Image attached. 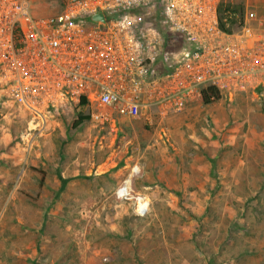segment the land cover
<instances>
[{"label":"rangeland","instance_id":"rangeland-1","mask_svg":"<svg viewBox=\"0 0 264 264\" xmlns=\"http://www.w3.org/2000/svg\"><path fill=\"white\" fill-rule=\"evenodd\" d=\"M32 3L47 15L63 0ZM85 111L49 125L28 158L0 157V264H264V89L74 126ZM27 117L5 114L7 153L25 152ZM134 163L145 217L115 195Z\"/></svg>","mask_w":264,"mask_h":264},{"label":"built area","instance_id":"built-area-1","mask_svg":"<svg viewBox=\"0 0 264 264\" xmlns=\"http://www.w3.org/2000/svg\"><path fill=\"white\" fill-rule=\"evenodd\" d=\"M32 1L0 0V106L27 114V153L75 108L116 125L183 111L209 87L264 89V0H63L47 15ZM140 175L131 165L115 195L145 217Z\"/></svg>","mask_w":264,"mask_h":264},{"label":"crops","instance_id":"crops-1","mask_svg":"<svg viewBox=\"0 0 264 264\" xmlns=\"http://www.w3.org/2000/svg\"><path fill=\"white\" fill-rule=\"evenodd\" d=\"M4 110H7L9 112L10 109H7L5 107H2ZM8 112L6 113L1 112L0 116V157H4V156H10V157H24V158H28V156H30V152H22L21 150H19L17 147H13V151L12 154L10 152L7 153V149L5 150V148L8 147V145L11 144L12 141V133H10V131L8 130V126L9 124L6 121V118L4 119L5 114H8ZM18 150L20 152H22L21 154H17ZM150 198V197H149ZM113 227V226H112ZM237 262H231V264H236ZM182 264H189V262L187 260L182 261Z\"/></svg>","mask_w":264,"mask_h":264},{"label":"trees","instance_id":"trees-1","mask_svg":"<svg viewBox=\"0 0 264 264\" xmlns=\"http://www.w3.org/2000/svg\"><path fill=\"white\" fill-rule=\"evenodd\" d=\"M232 21L234 20L232 19ZM172 67H173L172 64L169 63L167 59L166 60L164 59L162 70L167 71V70H170ZM219 96H220L219 89H217L216 87H209L205 89L203 92V101L208 103L212 101L213 99L218 98ZM87 118L88 116L82 114L78 119L74 121V126H78Z\"/></svg>","mask_w":264,"mask_h":264},{"label":"water","instance_id":"water-1","mask_svg":"<svg viewBox=\"0 0 264 264\" xmlns=\"http://www.w3.org/2000/svg\"><path fill=\"white\" fill-rule=\"evenodd\" d=\"M91 18L93 21L105 22L104 14L102 12L94 14Z\"/></svg>","mask_w":264,"mask_h":264}]
</instances>
